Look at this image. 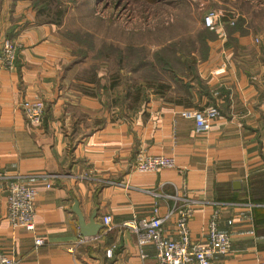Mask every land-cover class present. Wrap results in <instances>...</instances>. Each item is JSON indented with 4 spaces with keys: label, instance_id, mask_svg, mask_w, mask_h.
I'll return each mask as SVG.
<instances>
[{
    "label": "crops",
    "instance_id": "obj_1",
    "mask_svg": "<svg viewBox=\"0 0 264 264\" xmlns=\"http://www.w3.org/2000/svg\"><path fill=\"white\" fill-rule=\"evenodd\" d=\"M7 38L20 48L12 67L0 65V250L14 264H153L154 246H139L122 223L147 219L155 202L164 215L176 194L192 201L193 243L207 242L215 213L229 235V250L211 264H264V66L254 72L245 36L208 42L196 66L200 85L190 74L186 93L171 85L130 101L115 86L114 105L105 75L79 78L74 41L37 19L30 0H0V47ZM33 98L45 105L38 125L22 109ZM206 106L219 116L203 128L180 114ZM139 152L170 156L175 167L134 171ZM11 179L37 190L33 232L7 219ZM74 202L86 221L94 210L101 225L109 215V227L82 236ZM175 217L162 226L169 240L178 238Z\"/></svg>",
    "mask_w": 264,
    "mask_h": 264
},
{
    "label": "rangeland",
    "instance_id": "obj_2",
    "mask_svg": "<svg viewBox=\"0 0 264 264\" xmlns=\"http://www.w3.org/2000/svg\"><path fill=\"white\" fill-rule=\"evenodd\" d=\"M38 1L49 5L63 35L76 33L81 37V45L74 41L75 59L82 60L78 64V77L86 81L96 73L105 75L108 84L113 86L108 93L112 105L115 86L127 90L130 101L141 97V91L147 96L145 90L151 87L147 81L152 80L149 75H153V71L140 64V48L145 50L144 61L153 62L157 73L162 75L163 70L153 59L154 52L165 48L168 57L175 55L183 62L192 59L197 66L201 56L208 54V42L221 35L232 40L236 34L245 36L248 41L247 47L242 49L251 54L248 59L252 61L254 72L258 74L260 65L264 66V0ZM30 3L32 7L33 0ZM210 9L219 11L221 30L207 29L206 35L202 17ZM33 10L35 17L41 19L42 15L38 16L36 9ZM79 48L86 51L84 57L78 54ZM163 72L164 78L157 83H165L169 88L170 76L167 71ZM171 85L177 84L171 80Z\"/></svg>",
    "mask_w": 264,
    "mask_h": 264
},
{
    "label": "built area",
    "instance_id": "obj_3",
    "mask_svg": "<svg viewBox=\"0 0 264 264\" xmlns=\"http://www.w3.org/2000/svg\"><path fill=\"white\" fill-rule=\"evenodd\" d=\"M220 13L215 9L208 10L202 17V25L210 30H221ZM20 48L19 42L13 38L4 40L0 47V65L4 68L13 66ZM44 102L39 98L26 100L22 103L24 115L29 124H41L44 116ZM180 114L185 118L194 120L196 127L203 128L219 116V111L214 106H206L199 109H184ZM174 159L165 155H147L139 152L131 165L134 171L151 172L160 171L163 168H174ZM6 216L13 228L25 231H34L35 201L37 190L17 179L8 180L6 183ZM172 200L169 210L162 216L158 214L157 202L154 203L153 213L144 220L130 219L122 225L130 229L136 235L139 246L152 244L155 248L153 264H211L215 253H225L230 248L229 235L217 229V214L215 213L209 223L208 239L206 243L197 244L190 240L188 222L192 216V201L184 195H168ZM175 212V231L177 240H169L163 234L164 221ZM111 217L103 215L101 223L109 227ZM230 222V221H228ZM35 246L44 244L41 238L34 239ZM73 250V248H69ZM111 249L106 250L110 256ZM141 258L146 255L141 254ZM12 257L6 256L0 250V264H14Z\"/></svg>",
    "mask_w": 264,
    "mask_h": 264
},
{
    "label": "trees",
    "instance_id": "obj_4",
    "mask_svg": "<svg viewBox=\"0 0 264 264\" xmlns=\"http://www.w3.org/2000/svg\"><path fill=\"white\" fill-rule=\"evenodd\" d=\"M41 3H42V5H40ZM32 7L34 9H36L38 16L42 15V18L39 20L52 22L54 24L59 23V20L55 17L54 13L51 14V11L49 9L50 7L47 3H43V2H40L38 0H33ZM50 14L52 15L51 17H50ZM207 29L208 28H206V30L203 32L206 35H207ZM65 36H67L70 40L77 42L79 45H81L83 43V40L81 39V37L76 33L75 34L68 33ZM140 51L142 53L141 58L139 59L140 64L143 65V67H147L148 69H151V71H153V75H149V77L152 80L147 81V85L151 86L148 88H152V90H154L155 92L163 93L164 90H168L170 88L171 80H174L175 83L177 84L174 86L175 89L186 93L188 91V89L192 86L191 83H189L188 81H185V79H187L190 74H192L191 79L195 80L196 84L200 85V81L195 74L196 73V66H194V63H192L194 61H192V59H189L186 62H183L180 60L179 57H177L175 55H174V57H168L166 55L167 49H165V48H162V49L154 52L153 53V59H155L157 61V63L160 66V69H162L163 71H167V73L169 74V76H170L169 83H168L169 88L165 85V83L161 82L160 84H158L157 82H160L161 81L160 79L164 78V72L161 71V73H163L162 75L160 73H157V71L155 70V66H154L153 62L144 61L145 60V57L143 56V53H145L144 48H140ZM131 52H132V49H131ZM78 54L80 55V57H84L86 54V51H84V49L79 48ZM137 54H139V53H137ZM203 58H204V56L203 57L201 56V59H203ZM173 61L177 65L179 64V67L176 66L175 63H173ZM184 63H185V65H183ZM143 89L145 90V87ZM126 94H128L127 90L124 93V98L128 97ZM140 94H141V97H139V98L141 100L147 98V96L143 95L144 93L142 91ZM184 97L188 98L187 94H184Z\"/></svg>",
    "mask_w": 264,
    "mask_h": 264
},
{
    "label": "water",
    "instance_id": "obj_5",
    "mask_svg": "<svg viewBox=\"0 0 264 264\" xmlns=\"http://www.w3.org/2000/svg\"><path fill=\"white\" fill-rule=\"evenodd\" d=\"M72 210L77 216V222L82 236H95L102 225L99 222L95 221L96 211H92L88 220L86 221L83 213L79 209L78 202H74Z\"/></svg>",
    "mask_w": 264,
    "mask_h": 264
}]
</instances>
